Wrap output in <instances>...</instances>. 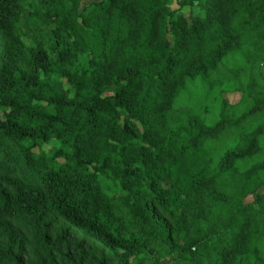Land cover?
I'll return each mask as SVG.
<instances>
[{
	"label": "trees",
	"instance_id": "obj_1",
	"mask_svg": "<svg viewBox=\"0 0 264 264\" xmlns=\"http://www.w3.org/2000/svg\"><path fill=\"white\" fill-rule=\"evenodd\" d=\"M262 64L264 0H0V264H264Z\"/></svg>",
	"mask_w": 264,
	"mask_h": 264
},
{
	"label": "rangeland",
	"instance_id": "obj_2",
	"mask_svg": "<svg viewBox=\"0 0 264 264\" xmlns=\"http://www.w3.org/2000/svg\"><path fill=\"white\" fill-rule=\"evenodd\" d=\"M172 8H178V4L176 3V1H174L172 3ZM180 11L184 12L187 16L189 15V9L186 6L180 8ZM24 40L26 41L25 38H24ZM259 72H260V74H263V76H264V64L259 65V67H256L254 72H253L254 74L252 75V77L256 80V82H258V84H262V79H261V77L259 75ZM243 80H244V83H246V81L248 80V77L244 76ZM63 82H64V86L67 88L68 85L66 84V82L64 80H63ZM255 89L264 90V85H258ZM70 93H71V91H70ZM237 96L238 95L235 94V96L231 97V100L232 101L235 100L237 98ZM258 120H259V118L257 116L252 117L249 120H247L244 125L246 127L247 126H253L254 123L257 122ZM236 133H237V129H235V128L227 130V131H225L223 133V135H221L219 141H224V140H229L230 141V140H232L234 138ZM259 142L261 144H264V131L259 137ZM43 145H44V147L46 149H49L50 147L52 148L53 146H55V147L60 146V143L58 141L51 140V141H49L47 143H44Z\"/></svg>",
	"mask_w": 264,
	"mask_h": 264
}]
</instances>
